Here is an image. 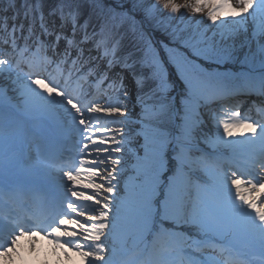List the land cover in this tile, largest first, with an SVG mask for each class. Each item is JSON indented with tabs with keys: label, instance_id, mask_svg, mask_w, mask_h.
I'll use <instances>...</instances> for the list:
<instances>
[{
	"label": "snow or ice",
	"instance_id": "snow-or-ice-1",
	"mask_svg": "<svg viewBox=\"0 0 264 264\" xmlns=\"http://www.w3.org/2000/svg\"><path fill=\"white\" fill-rule=\"evenodd\" d=\"M161 6L170 17L181 8L207 10L205 27L227 35L221 32L217 43L205 32L173 31L175 46L163 44L162 58L133 23L142 47L124 48L113 21L127 13L105 0H57L51 23L40 0H24V18L31 19L23 47L15 35L23 34V23L9 29L5 18L0 25L11 48L0 53V77L18 93L0 91V200L31 198L38 209L27 220L0 212V264H17L21 239L31 241V252L37 237L49 241L56 264L72 262L69 253L79 264H264V101L260 118L230 103L244 88L264 97V74L230 84L199 62L243 67L258 57L264 69V0H132L146 19L156 20ZM250 26L259 34L258 51L238 61L235 42L224 40L251 39ZM129 80L140 108L135 120L125 107ZM210 103L219 105L214 132L203 136L212 151L194 157L201 151V109ZM52 121L74 133V154L56 157L38 144L25 170L24 144L29 137L44 143L39 133ZM36 171L58 173V182L37 188L30 179Z\"/></svg>",
	"mask_w": 264,
	"mask_h": 264
},
{
	"label": "rangeland",
	"instance_id": "rangeland-1",
	"mask_svg": "<svg viewBox=\"0 0 264 264\" xmlns=\"http://www.w3.org/2000/svg\"><path fill=\"white\" fill-rule=\"evenodd\" d=\"M129 2L132 4V0H129ZM146 3H155L154 0H145ZM176 4L179 5H184V4H191L194 3V0H174ZM36 3V0H28V4L34 5ZM40 3L42 4V11L46 14L44 17L46 20L51 23V17H49V12L52 8L56 6L57 0H40ZM11 5V6H10ZM24 5V0H0V25H3L5 22V18L7 20V25L8 28L11 29L13 23L19 25L23 23L24 25V31L23 34H21L19 31L15 34L17 37L16 43L18 46L23 47L26 43L25 37L28 36V26L31 17L29 19L24 18V12H25V7ZM134 9V8H133ZM139 13H142L139 9H135ZM206 11L201 14H196L191 11V8L185 9L181 8V13H178L176 17H170L169 10L164 9L162 12H157L156 15V20L152 19H146L147 23L150 25L157 27L158 31L162 35H166L167 33H172L173 31H177L180 35H189L193 32L200 31V32H205L207 37L214 39L217 43H220L222 40L221 32L225 34V37L227 35V29L224 30H216L215 35L213 34L212 30H209L205 27V25L209 24L210 22L206 21ZM13 16H16L15 21L12 19ZM181 16H183V19H181ZM85 16L81 17V22H83ZM56 24L59 25L60 20L59 17L55 18ZM193 21H201L203 22L199 27L193 23ZM115 24L116 30L118 33H120L122 36L125 35V40L122 42V45L124 48H131L133 45H136L137 48L142 47L141 43L136 39V35L133 32V28L131 27L130 24L123 22V23H116ZM259 23V21H257ZM35 27L37 29V32H39V18L37 17L36 19V24ZM182 30V31H181ZM70 35V31L67 33ZM249 35L252 37L249 39L248 37L245 36H240L233 41L232 39H225L224 43L226 45H232L233 42H235L236 49L238 52V61H243L244 60V55L249 52V49H251L253 52H257L259 48L258 40H259V34L254 32L252 29V26L249 28ZM7 36V33H4L3 35H0V53L4 51H11L10 45H4L3 44V39ZM42 39H51V38H45L42 37ZM28 43H31V41H27ZM241 43L245 45V47L241 48ZM166 44L169 45V47H174L175 44L171 39H166ZM63 47V42H61V48ZM95 54V53H94ZM137 55H140L139 52H137ZM259 62V58L257 57L256 59ZM200 63L203 64V66L211 69H215L216 71L225 74L224 79H228L232 82L234 81H242L245 79L247 76L251 75H262L264 74V69L261 68L260 62L256 66H253L256 70H249L245 67L240 66L241 63L237 61H229L225 62L222 64H213L209 61H199ZM254 65V64H253ZM27 69V68H25ZM128 87L130 89L134 88V85L132 82L129 80L127 81ZM247 88L241 89V90H246ZM0 91L5 92V89H0ZM257 92V91H255ZM254 94V93H253ZM256 95V93H255ZM253 97V96H252ZM256 98V97H255ZM250 102H254L253 106L250 108L252 109V114H259L257 112L258 107L261 104H257V102L254 100V98H247ZM129 104H131L132 107H136L137 109L139 105L137 104V101L135 98L129 96L128 99L126 100ZM232 103V101H230ZM234 104V103H232ZM248 104V103H247ZM246 105L243 102L237 105L241 111L242 115H245L243 112V107ZM242 106V107H241ZM219 108V105L216 103H210L206 108L201 109V112L203 113V123H202V129L203 131L200 133L199 139L200 141L203 142V136L205 133H210L214 132V121L211 119L212 113L216 112ZM251 114V115H252ZM247 115V114H246ZM251 115H247L252 117ZM137 117L132 115V119L135 120ZM114 119H121L120 117H115ZM55 122H50L48 126L44 128V131L48 137L54 138L55 133L57 132V129H55ZM62 130H66L69 132V134H73V132L69 129L62 128ZM72 140L75 141V136H71ZM201 151L200 152H193V156H198L204 153H210L212 150L210 148H207V146L204 144V146L199 148ZM32 150V149H31ZM33 150L31 152H23V155L28 159L31 154H33ZM34 156V155H33ZM230 154H227L226 157H229ZM36 160V158H35ZM36 171L35 173H37ZM40 172V171H39ZM195 175L202 176V173L197 172ZM195 178V177H194ZM185 232L192 233V229L185 227L182 229ZM38 255L41 257L40 253ZM192 256L194 259H199L202 258L200 253L198 252H193Z\"/></svg>",
	"mask_w": 264,
	"mask_h": 264
},
{
	"label": "bare ground",
	"instance_id": "bare-ground-1",
	"mask_svg": "<svg viewBox=\"0 0 264 264\" xmlns=\"http://www.w3.org/2000/svg\"><path fill=\"white\" fill-rule=\"evenodd\" d=\"M123 37H124V39H123V41H124L126 37H125V35ZM25 70H27V69H25ZM251 77H255L258 79L260 77V75L255 74V75H251ZM13 79H14V76H13ZM225 80L231 84L230 80H228V79H225ZM14 87L15 86L12 84V81L10 79H8L6 76L0 77V89H5V92H7V95L9 97H18V93L13 91ZM130 90L131 91H130L129 96L136 99L135 88L130 89ZM251 92H252V94H250ZM255 93H256V96H255ZM247 97H251V98L256 97L255 100H257L259 102L264 101V97L260 96L258 94V92H255L254 90H250V89L240 90L238 92V94L235 95L232 99L234 101H237V102H242V101H246ZM13 102H15V101H13ZM125 107L127 108V110L130 113H132L133 116H136V117L138 116V114L140 112L139 107L137 109H135L136 107L135 108L132 107L131 104H129L127 101H125ZM244 114L245 115L246 114L251 115L247 112ZM251 116H252V118H260L257 114H252ZM52 122H55V121H52ZM60 128H66V127H60L55 122V129H60ZM66 129H68V128H66ZM235 131L237 133H239V132H244L245 130L244 129H235ZM39 134L43 136L44 141H45L44 143L41 144V141H39V140L33 141L32 138L29 137L28 140L26 141V143L24 144L23 152H27V151L31 152L32 150L34 151L33 154H31V156L28 157V159L25 157V155H23L21 158V166L25 170L31 168L32 165L35 163V158H37V155H38L37 154L38 144L41 145L42 151H44V152L49 151L50 146H49V143L47 142V139H46L47 135H46L44 129ZM61 134L65 135L64 133H59V135H61ZM71 136H74V133L71 134ZM237 138H240V137H237ZM56 146H58V145H56ZM56 146L53 148V150L56 148ZM201 146L202 147L204 146V143L202 141H200V143L198 144V148H201ZM51 153H53V151ZM226 156L224 158L225 163H227V160H228V157H226ZM45 176H46L45 174L37 175L36 179H44ZM21 201H22V205L27 206L30 211H32V210L37 211V209L34 207V205L32 204V201H30L29 198H23V199H21ZM30 243H31V241L28 238H22L21 241L19 242V244L17 245V247L20 249V252H21L20 256L14 257V259H16V261H17V264H20L22 259L27 261L28 264H56V255L53 254L52 246L49 244V241L47 239L41 240L40 237H37L36 243H35V248L31 252L28 250V246ZM38 253H40L41 257L38 255ZM69 255L72 256V262L63 261V264H79V258L76 257L74 253H69Z\"/></svg>",
	"mask_w": 264,
	"mask_h": 264
},
{
	"label": "trees",
	"instance_id": "trees-1",
	"mask_svg": "<svg viewBox=\"0 0 264 264\" xmlns=\"http://www.w3.org/2000/svg\"><path fill=\"white\" fill-rule=\"evenodd\" d=\"M105 3H106V5L115 8L117 12L127 13L126 17H124V18L118 17L113 22H116V23L126 22V23L130 24L132 28H133V23H134L137 32H142L144 34V37L148 40H151V42L154 46H155V44L152 41V37H151L149 31H153L156 35H158L159 44L161 47L163 44H166V39H171V35L169 33H167L166 35H162L158 31L157 27H154V26L150 25L149 23H147L146 18H144V14L139 13L138 11L133 9L132 4L129 2V0H105ZM120 3H123V8H120L118 6ZM163 10H164V8H162V6H161L159 12H162ZM177 14H176V16H177ZM146 27H148L150 30L147 29ZM156 49H157V47H156ZM162 49H163V47H162ZM163 51H164V49H163ZM164 53H165V51H164Z\"/></svg>",
	"mask_w": 264,
	"mask_h": 264
}]
</instances>
